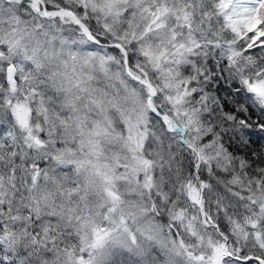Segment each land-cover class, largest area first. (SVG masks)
I'll use <instances>...</instances> for the list:
<instances>
[{"label":"snow or ice","instance_id":"6c2138e0","mask_svg":"<svg viewBox=\"0 0 264 264\" xmlns=\"http://www.w3.org/2000/svg\"><path fill=\"white\" fill-rule=\"evenodd\" d=\"M0 264H264V0H0Z\"/></svg>","mask_w":264,"mask_h":264}]
</instances>
